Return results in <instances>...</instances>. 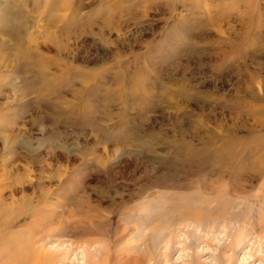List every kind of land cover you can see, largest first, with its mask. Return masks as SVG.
<instances>
[{
    "label": "rangeland",
    "instance_id": "rangeland-1",
    "mask_svg": "<svg viewBox=\"0 0 264 264\" xmlns=\"http://www.w3.org/2000/svg\"><path fill=\"white\" fill-rule=\"evenodd\" d=\"M53 2L59 11L45 12ZM263 97L264 0H0V264L32 224L35 248L57 254L50 264H92L94 248L105 264L117 250L150 255L144 264H221L200 245L191 260L189 246L158 259L154 219L196 210L182 197L198 191L261 193L249 166L227 164L264 143ZM248 209L260 226L262 211ZM252 241L232 264H264Z\"/></svg>",
    "mask_w": 264,
    "mask_h": 264
},
{
    "label": "bare ground",
    "instance_id": "bare-ground-1",
    "mask_svg": "<svg viewBox=\"0 0 264 264\" xmlns=\"http://www.w3.org/2000/svg\"><path fill=\"white\" fill-rule=\"evenodd\" d=\"M44 10H45V12L54 11L55 13L57 11H59L58 7L56 8V6L54 5V2H53V4H49V6H45ZM8 11H10V10H8ZM54 12L51 13V15L55 14ZM57 14H55V15H57ZM5 18H4V20L6 21ZM53 20H54V18H53ZM56 20H54V21H56ZM58 20H60V19H58ZM19 24H22V25L18 26ZM25 29H26V26H25V24H23V22L20 18V22L14 28V30L17 33L16 32H14V33L11 32V33L13 35L15 34L16 35L15 37H22L21 34H23ZM30 36H31V38H29ZM23 38L29 39V41L31 40L30 42H33L32 34L28 33L25 36H23ZM263 101H264V97H263ZM258 110L260 112H262V117H263V121H264V108L260 107ZM261 138L264 139V135ZM263 139H262V141H263ZM245 150H246V148H245ZM245 153H247V155H249L248 156L249 159L247 158L248 159L247 160L246 158H244V155L240 159L233 157L234 160L233 161L229 160L230 162H228V164H227L228 170L233 169L235 167H239V169H240L241 168L240 166H243V165L249 166L251 168L250 172L252 173L251 177L254 179V177L256 176L255 177L257 179L256 181H258V183L260 182V184H261L260 185L261 193H259V194L257 193V195H251L248 197H240L239 199L237 198V201L235 199H232V198L230 200H227L225 195L227 194L226 192L228 191V189H227L228 186H226L225 189H223V190L222 189L218 190V189H220V188H218L216 190L214 189L213 190L214 192L211 191L210 193H207V192L200 193V191H198L197 194L195 193L193 195L191 194V196L182 197L183 200L187 199L188 201H192V205H193V203H194V205H196V210H193L192 208H187V207L183 208L182 206H180V208H182V210L179 211L178 215L176 213V217H174L175 220L174 221L171 220L170 222L168 221L167 224H164V225H161V223H159L158 218L155 217V219H154L155 222L157 221L158 223L152 229H153V232L156 233L157 236L159 237L158 238L159 240L156 241V243L154 244V247H155V250L157 252H160V250L164 251L161 254L157 253L158 255H156V256H158L157 257L158 259L161 258V257L159 258V256H162L164 258L168 257L169 254H171L173 251L177 250L178 248L183 249L184 247L189 246V248L190 249L192 248V251H193V253L188 256L191 260V259L196 258L200 255V253L195 250L196 247H199V245H200V247L202 248L201 252L206 250L207 247H210V250L211 249L213 251L216 250V253L218 252V254H215V257L220 258L221 264H226V263L232 264V262L234 261V258H235V254L238 251H241V249H243L242 247L246 244V242L249 239L253 240L252 241L253 244L251 245L252 250L250 252V253H252L253 260H256L258 258L264 259V257L260 256V254L258 253L259 250L257 248H260V247L259 246H257V248L255 247V245H259V244L262 245L261 241H264V220L261 221L260 226L259 225H255V226L253 225V228H252V226L249 227V225H252L253 222L249 219V218H251L252 215L250 213H247V211H249L248 208L250 206V207H252V210L255 213L258 211L259 212L262 211V214L264 215V143L256 144L255 146L250 147L248 150L245 151ZM234 161H237V162H234ZM238 164H239V166H237ZM262 186H263V188H262ZM30 187H31V185L29 186V188ZM31 198H32L31 195H23L22 194V196L20 198L21 209L26 208V211H32V212L35 211L29 207L30 202H31ZM180 199H181V197H180ZM165 200H166L165 197H163L162 201L159 199V201L156 202V204L162 205L163 202H165ZM39 204H41V201L39 202ZM45 205H44V208H46ZM40 206H43V205H40ZM255 206H256L257 210H255ZM36 207L39 208V206H36ZM157 207H160V206H157ZM217 208L219 209L220 213L216 212V211H218ZM32 212H30V213H32ZM176 212H178V210ZM249 212H251V210ZM32 214H35V213H32ZM32 214H30V215H32ZM255 216H256V214H255ZM163 223H166V222H163ZM244 225H247L249 228H247V226L244 227ZM244 228H245V230H247V232L245 231L243 233L242 231ZM31 229L34 232V234H31L29 236V239L26 240V242H24L23 244L20 243V241H18L16 239H10L9 238V240H7V245L11 244L9 246L10 248L7 249L8 250L7 264H50L52 257L57 255L55 253L54 254L44 253L42 251L43 249H36L35 248L36 243H38V241L41 240L40 239L41 238L40 237L41 231H38L34 224H32ZM91 230L93 232H95L96 234H99L101 236H107L109 233V223L108 222L93 223V225L91 226ZM231 231H234V233H232ZM182 232L185 235H187V238H188V236H190L192 238L190 243L196 244L195 248L191 247L192 245H190V243L187 245L185 242H183V245H182V241H183V239L181 237ZM197 232H198V234H197ZM217 232H223L224 233V237H227V240H228V242H226L227 244L223 245L220 242L216 243L214 241L216 238H218V235L216 234ZM241 233H242V236H240ZM258 233H261L262 235L259 236V235H257ZM255 235H257V236H255ZM165 238L168 239V240H166L167 241L166 246L161 247L160 244L164 241ZM245 239H248V240H245ZM255 240H259V242L257 243V242H255ZM241 244H242V247H240ZM112 246H114L113 243H112ZM154 247H152V248H154ZM118 249H120V248H118ZM147 251H148V249H147ZM99 252H100V250H96V248H94L93 250H90V257L93 259L92 264H103V263L105 264V263H107L106 258H105L104 262H102L100 259H98L99 258L98 257ZM123 253H124L123 251L122 252L118 251V250L115 251L114 254H112V256H111L110 264H118L120 261L124 262L126 264H141V263L144 264V263H148L147 260L150 256V255H148V256L147 255L146 256L135 255V256L129 257V256H127V254H123ZM227 253H230V254L225 255ZM58 254L61 255L63 253H58ZM185 261L187 263V260H185ZM251 261H252V259H251ZM159 262H160V260H159Z\"/></svg>",
    "mask_w": 264,
    "mask_h": 264
}]
</instances>
